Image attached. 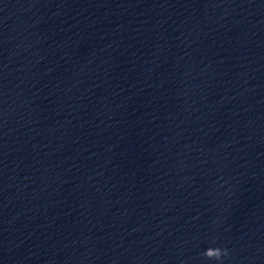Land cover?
I'll return each mask as SVG.
<instances>
[{"label": "clouds", "instance_id": "obj_1", "mask_svg": "<svg viewBox=\"0 0 264 264\" xmlns=\"http://www.w3.org/2000/svg\"><path fill=\"white\" fill-rule=\"evenodd\" d=\"M205 255L208 256V257L219 258V256H220V250L219 249L206 250Z\"/></svg>", "mask_w": 264, "mask_h": 264}]
</instances>
